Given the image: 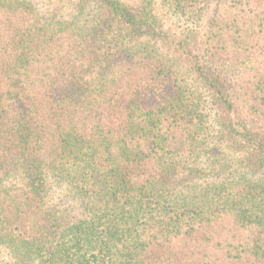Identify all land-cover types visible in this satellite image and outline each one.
Listing matches in <instances>:
<instances>
[{
	"label": "trees",
	"instance_id": "1",
	"mask_svg": "<svg viewBox=\"0 0 264 264\" xmlns=\"http://www.w3.org/2000/svg\"><path fill=\"white\" fill-rule=\"evenodd\" d=\"M212 2L0 0V264H264V0Z\"/></svg>",
	"mask_w": 264,
	"mask_h": 264
},
{
	"label": "rangeland",
	"instance_id": "2",
	"mask_svg": "<svg viewBox=\"0 0 264 264\" xmlns=\"http://www.w3.org/2000/svg\"><path fill=\"white\" fill-rule=\"evenodd\" d=\"M214 7H215V0H213V2L210 3L209 6L206 8L205 14H204V17H203V21H206L213 14ZM158 10H159V8H158ZM183 20L184 21H181V22L189 21L185 17H183Z\"/></svg>",
	"mask_w": 264,
	"mask_h": 264
}]
</instances>
